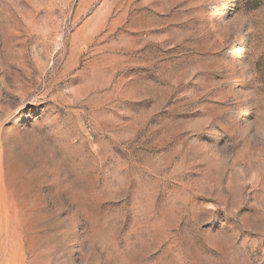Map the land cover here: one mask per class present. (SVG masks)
Wrapping results in <instances>:
<instances>
[{
  "label": "rangeland",
  "instance_id": "obj_1",
  "mask_svg": "<svg viewBox=\"0 0 264 264\" xmlns=\"http://www.w3.org/2000/svg\"><path fill=\"white\" fill-rule=\"evenodd\" d=\"M0 264H264V0H0Z\"/></svg>",
  "mask_w": 264,
  "mask_h": 264
}]
</instances>
